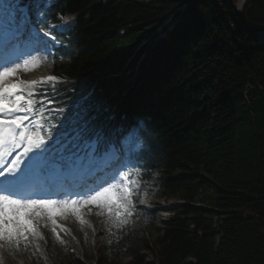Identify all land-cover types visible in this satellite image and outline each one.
<instances>
[{
    "label": "trees",
    "instance_id": "1",
    "mask_svg": "<svg viewBox=\"0 0 264 264\" xmlns=\"http://www.w3.org/2000/svg\"><path fill=\"white\" fill-rule=\"evenodd\" d=\"M237 3L61 0L45 11V28L77 17L52 67L62 81L45 86L60 109L45 127L91 93L97 123L117 140L139 126L142 146L122 148L138 167L129 214L98 231L96 250L80 238L83 259L69 239L61 264H264V35L245 28ZM246 16L264 25V0ZM198 194L206 207L192 205ZM172 196L186 204L161 228L154 200Z\"/></svg>",
    "mask_w": 264,
    "mask_h": 264
},
{
    "label": "snow or ice",
    "instance_id": "2",
    "mask_svg": "<svg viewBox=\"0 0 264 264\" xmlns=\"http://www.w3.org/2000/svg\"><path fill=\"white\" fill-rule=\"evenodd\" d=\"M51 39L55 41L56 37ZM40 43L41 37L22 0H0V240L13 245L37 235L32 216H39L41 211L53 225L56 216H66L70 211L78 214L81 205L95 204L106 209L110 217L129 214L133 193L120 153L125 142L140 147L139 126L122 129L117 140L115 134L97 123L98 109L91 93L82 95L72 110L62 114L58 125L45 127L40 119L30 120L28 113H33L36 101L31 98L32 92L24 90L37 82L21 79L13 83L11 78L22 67L27 72L30 66L39 64L32 53L45 48L23 50ZM48 80L55 82L57 77ZM14 152V158L9 159ZM113 169L111 179L97 187L63 190L66 180ZM42 194L61 198H35Z\"/></svg>",
    "mask_w": 264,
    "mask_h": 264
},
{
    "label": "rangeland",
    "instance_id": "3",
    "mask_svg": "<svg viewBox=\"0 0 264 264\" xmlns=\"http://www.w3.org/2000/svg\"><path fill=\"white\" fill-rule=\"evenodd\" d=\"M148 2V0H141ZM239 1V0H238ZM41 3H39L40 6ZM237 5V4H236ZM172 15L164 25L168 23L171 25L175 22ZM41 44V43H40ZM39 45H30L26 50L34 47H40ZM39 59V64L35 67L30 66L31 70L24 71L23 67L18 70L15 76L11 78V82L18 83L19 80L26 82L33 81H46L49 75V68L51 64V57L49 54H45V51H34L32 53ZM30 58V57H29ZM22 63V61H20ZM37 88V83L31 89H25V91L34 92ZM23 167V165L21 166ZM169 199H158L156 201L157 209L160 212V216H163V211L169 206H173L182 201L177 196ZM56 224L53 225L51 218L47 216L45 212L40 213L39 216L33 214L32 223L36 229L37 235H29L27 241H22L23 244H27L29 241L33 242V250L29 248L21 247L20 244L13 245L8 240H0V247L3 248V258L6 264H34L32 258L34 255L44 256V264H61L63 260L62 245L69 241L68 238H73L78 246L79 255L82 253V246L79 244L78 237H90V243L93 246L99 247L102 243L99 238L95 236L98 229H106L107 224L111 221V217L108 215L107 210L98 207L95 204L81 205L79 206V213L68 212L66 216H56ZM83 221V223H81ZM74 227V230H69V226ZM59 234V238H57ZM146 256L151 257L148 253ZM0 258V264H2ZM127 260L123 261L126 262ZM86 264H96L93 260Z\"/></svg>",
    "mask_w": 264,
    "mask_h": 264
},
{
    "label": "water",
    "instance_id": "4",
    "mask_svg": "<svg viewBox=\"0 0 264 264\" xmlns=\"http://www.w3.org/2000/svg\"><path fill=\"white\" fill-rule=\"evenodd\" d=\"M231 1L233 2V0H231ZM251 1L252 0H243V1L239 0L237 5L235 4L236 14L246 29H248L252 32H255L257 34L264 35V25L252 24L247 19L246 10H247L248 6L250 5Z\"/></svg>",
    "mask_w": 264,
    "mask_h": 264
},
{
    "label": "bare ground",
    "instance_id": "5",
    "mask_svg": "<svg viewBox=\"0 0 264 264\" xmlns=\"http://www.w3.org/2000/svg\"><path fill=\"white\" fill-rule=\"evenodd\" d=\"M241 1H243V0H241ZM240 4H241V3H240ZM240 4H239V5H240ZM238 7H239V6H238Z\"/></svg>",
    "mask_w": 264,
    "mask_h": 264
}]
</instances>
